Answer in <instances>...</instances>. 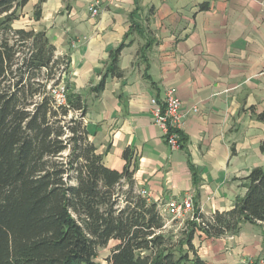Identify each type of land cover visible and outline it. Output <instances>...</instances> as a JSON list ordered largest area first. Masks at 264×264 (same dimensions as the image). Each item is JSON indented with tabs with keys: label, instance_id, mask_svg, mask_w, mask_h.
I'll return each mask as SVG.
<instances>
[{
	"label": "crops",
	"instance_id": "0c3cea01",
	"mask_svg": "<svg viewBox=\"0 0 264 264\" xmlns=\"http://www.w3.org/2000/svg\"><path fill=\"white\" fill-rule=\"evenodd\" d=\"M40 1L28 0L14 26L45 31L68 59L65 81L86 100L104 164L123 171L129 148L136 189L150 201L163 208L191 195L205 215L230 210L246 192L241 180L264 167V0H44L35 20ZM123 44L124 77L108 76L103 91H93ZM170 88L185 114L179 150L150 110ZM193 244L206 264H243L264 257V223L245 224L237 236L197 233Z\"/></svg>",
	"mask_w": 264,
	"mask_h": 264
},
{
	"label": "trees",
	"instance_id": "16d2710c",
	"mask_svg": "<svg viewBox=\"0 0 264 264\" xmlns=\"http://www.w3.org/2000/svg\"><path fill=\"white\" fill-rule=\"evenodd\" d=\"M27 3L0 0V264H96L112 240L118 245L106 264H206L193 244L197 233L237 236L245 224L264 223L258 167L241 180L246 192L230 210L197 208L194 220L170 230L158 203L136 189L133 151H124L123 171L110 169L90 139L84 96L66 83V104L58 103L53 91L70 63L45 31L15 28ZM124 45L111 51L93 91L102 92L108 76L124 77ZM184 141L181 132V148Z\"/></svg>",
	"mask_w": 264,
	"mask_h": 264
},
{
	"label": "built area",
	"instance_id": "2783aa9c",
	"mask_svg": "<svg viewBox=\"0 0 264 264\" xmlns=\"http://www.w3.org/2000/svg\"><path fill=\"white\" fill-rule=\"evenodd\" d=\"M92 14L96 16L98 14L97 6L91 8ZM66 75H63L62 83L53 91L58 103L66 104ZM150 110L153 119V123L157 126L167 144L172 150L181 149V132L184 127V111L182 110V102L177 95V92L173 89H167L163 98H152L150 101ZM193 112H198V107H193ZM141 195L150 199V195L147 191H140ZM163 216L172 221H182L185 219L194 220V201L191 195H188L181 199H171L165 206L160 207ZM170 224V220L168 221ZM243 264H264V257L257 259H250Z\"/></svg>",
	"mask_w": 264,
	"mask_h": 264
},
{
	"label": "rangeland",
	"instance_id": "374dc122",
	"mask_svg": "<svg viewBox=\"0 0 264 264\" xmlns=\"http://www.w3.org/2000/svg\"><path fill=\"white\" fill-rule=\"evenodd\" d=\"M57 76H59V73ZM66 155H67V153H66ZM169 220H170V224L172 226H174L177 230H179L181 227H184V225L187 221H190V219H185V220H182L179 222H177L175 220L172 221L171 219H169ZM174 231H176V230H174ZM117 245H118V242L116 240H112L109 242V244L106 247L99 248L97 257L95 259L96 264H106L108 257L112 254L113 250L115 249V247Z\"/></svg>",
	"mask_w": 264,
	"mask_h": 264
}]
</instances>
